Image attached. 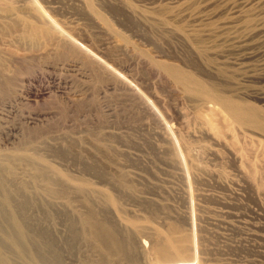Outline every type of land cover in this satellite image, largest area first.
I'll return each instance as SVG.
<instances>
[{
  "label": "rangeland",
  "instance_id": "1",
  "mask_svg": "<svg viewBox=\"0 0 264 264\" xmlns=\"http://www.w3.org/2000/svg\"><path fill=\"white\" fill-rule=\"evenodd\" d=\"M241 2L0 0V202L22 233L42 226L56 247L5 244L8 264H177L184 253L193 264H264V58L233 66L203 54L195 41H211L218 17L170 20ZM243 12L264 18V6ZM92 213L118 232L121 253L101 248L84 222ZM168 237L185 252L160 256Z\"/></svg>",
  "mask_w": 264,
  "mask_h": 264
},
{
  "label": "bare ground",
  "instance_id": "2",
  "mask_svg": "<svg viewBox=\"0 0 264 264\" xmlns=\"http://www.w3.org/2000/svg\"><path fill=\"white\" fill-rule=\"evenodd\" d=\"M149 1H150V4H156L157 1H159V0H149ZM217 4H218V0H203L204 9L209 8V7H213ZM254 6H264V0H242L241 4H239V5H232L231 4L229 6H225V9H222L219 12L213 13L212 15H205L203 13H199L197 15H194V14L189 13L186 8H183L180 11H177L175 13H170V20H171V17L172 18H180L181 17V19L179 21H182L183 19H191L192 21L197 22V21H206V20L212 19L214 17H218L219 20L214 22L213 25L210 27V33H209L208 37L211 41L207 45H202L200 42H197V41H195V43H196V45L199 46L200 51L203 54H205L207 52V50L209 49V53L214 58L219 56V57L225 59L224 61H227L229 64H231L233 66H242L246 63V61L249 62V61L264 58V18H260L257 20L259 14H256V13L244 14V12H243L245 7H254ZM152 7L156 8L157 5L152 6ZM160 7L161 6H159V8ZM226 12H228L231 16L237 15L240 17L239 20L237 21V24L233 25L232 19H227V18L224 19L223 18V16L225 15ZM263 17H264V14H263ZM242 22L244 23V28H239L238 25ZM220 23L222 24L223 28L220 26ZM229 27L231 29L226 30ZM181 30H182V32H184L183 27L181 28ZM195 35H196V38L203 37L202 36L203 33L200 31L196 32ZM219 45H224V46L228 47V49L219 52L216 49V47H218ZM175 76H177V75L175 74ZM181 76L183 77L184 75L181 74ZM177 77H179V76H177ZM173 79H175V77ZM173 79H172V81H173ZM177 79L179 81L181 78L180 79L177 78ZM174 81H176V80H174ZM238 107H240V106H238ZM239 113L241 114V111H239ZM243 115L244 114H242L241 116L243 117ZM187 153H188V151H187ZM0 166H1V162H0ZM4 168H6V167H4ZM45 177H47V176L45 175ZM53 185H55V182H53L49 178V182L47 184L46 190L48 193H50L48 195H50L51 197L58 196L59 194H61L59 192L60 188L58 191L57 190L58 187L56 186L57 187V189H56ZM1 188L2 187L0 185V192H2ZM11 194L13 195V200L15 201V205H16L17 209L20 212H22L21 214L19 213L20 217L23 218L28 223V225L30 224L29 226H31L32 225L31 221L33 219H32V216L29 214L30 209L28 208V205H26L25 202L21 201V198L18 197L17 194H14L12 189H11ZM20 195H22V194H20ZM22 197H23V195H22ZM54 198H56V197H54ZM29 199H30V197H29ZM29 207H30V205H29ZM4 209H8L9 215H7V216L4 215V213H3ZM95 219L96 218H94L93 213H92V214H89L85 218L84 222L87 226H89V228H91L93 230L95 229L94 231H96V232L94 233V237L96 239H100V238L104 239V245H103V247H101V248H103V250H105L104 252H106V254H108L109 256H110V254H113V253H119V252L121 253L124 250V249L122 250L123 241H121V240L119 241L118 234H117L118 232L116 233L113 230H106L104 233V229L106 226L104 227L103 224H101V223L97 224ZM2 222H7L16 229L17 238L19 241L18 243L15 242L10 236L6 235L3 232L2 228H1ZM40 228H39L40 232H36V234H34V236L32 235L33 236L32 238L30 236V232L28 233V236H26L24 233H22L21 229L18 227V225L16 223L14 214L12 213V210L10 209L8 202L5 199H3L0 202V264H8L9 263L8 262L9 259L6 256L7 254L5 255L4 251L2 250V249H4L5 244L11 246L14 250L20 251V252H22V250L19 248V246L23 247L25 245V248H26L27 244H31L29 246V249L31 250L32 249L31 247H33L32 246V244H33L34 245L33 249H35L41 255H47V254L53 255V253H51V254L48 253L49 250H54V248H56L53 246V240L50 241V239L47 235L48 232L46 230H43ZM101 231H102V233H101ZM86 233H85V235H86ZM80 235H82V234H80ZM99 241H97V243ZM161 241H162V239H161ZM141 244L145 245V248H146V246H148V241L141 239ZM124 247H125V249H127L126 245ZM178 248L180 249V247L179 246L176 247L175 244L172 243V241H170V237H168L166 240H163L162 242L156 243L154 250H156V252L160 256H166L168 258L174 252H176V253H179V252L182 253V251L185 252V250H182V249H180V251H179ZM23 249H24V247H23ZM8 250H10V249H8ZM23 251H24L23 253H26L25 249ZM126 251L130 252V250H126ZM49 252H51V251H49ZM124 253H125V251H124ZM128 254H130V253H128ZM178 255H180V254H178ZM181 256H184L185 258H184V260H180V262L177 264H193L194 262L197 263V261L193 262L190 259H186L187 256L185 255V253L181 254ZM27 260H28V258H27ZM33 261H35V260H33ZM136 262H137V260L135 261V263ZM49 264H51V263H49ZM109 264H111V262ZM123 264H125V263H123Z\"/></svg>",
  "mask_w": 264,
  "mask_h": 264
}]
</instances>
